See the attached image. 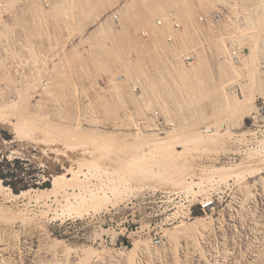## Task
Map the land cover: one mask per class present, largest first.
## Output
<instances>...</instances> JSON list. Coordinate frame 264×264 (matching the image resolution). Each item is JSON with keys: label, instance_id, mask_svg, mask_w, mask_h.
<instances>
[{"label": "rangeland", "instance_id": "obj_1", "mask_svg": "<svg viewBox=\"0 0 264 264\" xmlns=\"http://www.w3.org/2000/svg\"><path fill=\"white\" fill-rule=\"evenodd\" d=\"M214 1L0 0V152L53 175L0 184L32 264H264V0Z\"/></svg>", "mask_w": 264, "mask_h": 264}, {"label": "bare ground", "instance_id": "obj_2", "mask_svg": "<svg viewBox=\"0 0 264 264\" xmlns=\"http://www.w3.org/2000/svg\"><path fill=\"white\" fill-rule=\"evenodd\" d=\"M115 10V9H114ZM201 17V16H200ZM1 19V18H0ZM1 22V21H0ZM105 23V22H104ZM102 25V24H101ZM78 53V52H77ZM186 55V54H185ZM184 55V56H185ZM177 64V63H176ZM181 66V65H180ZM174 67V66H173ZM178 69V68H177ZM179 70V69H178ZM181 70V69H180ZM179 70V71H180ZM181 72V71H180ZM183 72V71H182ZM181 72V73H182ZM42 81V80H41ZM41 83V82H40ZM44 87H45V84H43ZM37 87V85H36ZM142 96V95H141ZM28 97V96H26ZM246 102L247 99H245L244 96H240V102ZM163 138V137H161ZM73 170V169H72ZM74 172V171H73ZM74 176L77 175V172L75 171L73 173ZM57 183V177L54 179V184ZM0 184L3 185V187L9 189L10 191H13L11 189V187L9 186H5L2 181L0 180ZM89 184V183H88ZM89 186V185H87ZM97 187V186H96ZM108 187V186H107ZM84 188V187H83ZM87 189V188H86ZM109 189V188H108ZM51 191L52 188H45V189H34V188H30V189H27V190H23L21 193H14V196L15 198H19V199H22V200H26L28 197H31L32 198V193H39V191ZM104 188L103 187H98V188H93V189H89V192L93 195H96L98 194V197H99V194H101L103 192ZM106 191V189H105ZM104 191V192H105ZM82 192V191H81ZM88 192V191H87ZM103 192V193H104ZM85 193V192H84ZM89 193V194H90ZM81 195V194H80ZM39 196V195H37ZM69 197V196H68ZM67 197V198H68ZM40 198V196L38 197ZM76 198V197H75ZM85 199V197L83 198ZM98 199V198H97ZM68 200V199H67ZM88 200V199H87ZM69 201V200H68ZM81 202V201H80ZM89 203V202H88ZM210 216H197L195 217L194 219L191 220V222H189V224L187 225L188 228L192 229V230H199V231H204L208 228L210 229L209 227H211V220H210ZM212 219V218H211ZM213 221V220H212ZM183 222V221H182ZM186 222V221H185ZM213 223V222H212ZM24 224V223H23ZM22 225V224H21ZM15 226V225H14ZM179 226V225H178ZM16 227H19L21 228L20 225H16ZM25 228V227H24ZM208 229L206 231H208ZM25 230V229H24ZM21 231V230H20ZM19 230H15L13 229V231L11 232V235L10 236H7V230L6 228L2 227L0 225V264H32L31 263V260L28 259V257L26 255H24L23 253H26V251H28L26 254L29 253V251L33 250V247H37V245H33V243L35 241L33 240H30L29 239V242L27 243V239H25V241H22V244L20 246V243H19V237H20V232ZM23 236V235H22ZM30 237V236H29ZM24 245V247H23ZM27 245H29L27 247ZM3 246V247H2ZM43 246V245H42ZM26 247V248H25ZM34 247V250L35 249ZM39 247V245H38ZM39 249V248H38ZM15 251H20L21 252V255L18 258V255L15 254ZM67 251V250H66ZM38 252V251H37ZM45 253V252H44ZM67 253V252H66ZM6 254H8V256H6ZM36 254V253H35ZM55 256V255H54ZM53 257L51 258H43L44 261H42L41 263L42 264H49L48 261H52L54 259H52ZM34 262V261H33ZM59 262V261H58Z\"/></svg>", "mask_w": 264, "mask_h": 264}, {"label": "trees", "instance_id": "obj_3", "mask_svg": "<svg viewBox=\"0 0 264 264\" xmlns=\"http://www.w3.org/2000/svg\"><path fill=\"white\" fill-rule=\"evenodd\" d=\"M47 180L38 176L37 165L20 157L10 158L0 152V180L5 186L11 187L15 193H21L30 188H50L53 175L47 173ZM40 181H43L40 183Z\"/></svg>", "mask_w": 264, "mask_h": 264}, {"label": "built area", "instance_id": "obj_4", "mask_svg": "<svg viewBox=\"0 0 264 264\" xmlns=\"http://www.w3.org/2000/svg\"><path fill=\"white\" fill-rule=\"evenodd\" d=\"M216 5H217L216 6L217 9L214 10L212 15H211V19L214 22L223 21L224 19L228 18L229 16L233 17L231 14L233 9H237L238 11H241V6H239V4H235L231 0H218ZM168 18L173 21L175 28L180 27V24L175 21V13L173 11H171L168 14ZM200 19L203 21H207L206 16H201ZM158 24L162 25L163 20H158ZM169 41H172V37H169ZM243 55H245V48H243V49L233 48L230 51V58L237 63L240 62V59L242 58ZM183 58L188 63H192L196 60L197 57L193 53L190 52L189 54H186L185 56H183ZM159 122L161 124L164 123L163 121H159ZM200 204H201L202 210L206 212L209 209L215 208L216 199L215 198L204 199ZM159 242H160V239H157L156 243H159Z\"/></svg>", "mask_w": 264, "mask_h": 264}, {"label": "crops", "instance_id": "obj_5", "mask_svg": "<svg viewBox=\"0 0 264 264\" xmlns=\"http://www.w3.org/2000/svg\"><path fill=\"white\" fill-rule=\"evenodd\" d=\"M218 2V0L214 1V3L216 4Z\"/></svg>", "mask_w": 264, "mask_h": 264}]
</instances>
